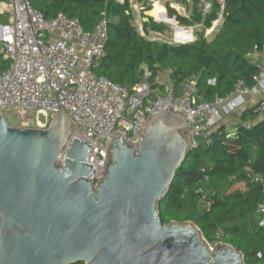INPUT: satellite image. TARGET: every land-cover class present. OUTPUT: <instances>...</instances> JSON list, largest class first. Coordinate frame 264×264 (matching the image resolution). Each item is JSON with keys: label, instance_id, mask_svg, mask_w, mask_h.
Listing matches in <instances>:
<instances>
[{"label": "water", "instance_id": "1", "mask_svg": "<svg viewBox=\"0 0 264 264\" xmlns=\"http://www.w3.org/2000/svg\"><path fill=\"white\" fill-rule=\"evenodd\" d=\"M188 122L162 111L133 145L109 139L94 187L91 145L71 141L77 124L62 109L48 129L12 127L0 111V264H246L228 243L209 246L193 222L161 219L191 154Z\"/></svg>", "mask_w": 264, "mask_h": 264}, {"label": "trees", "instance_id": "2", "mask_svg": "<svg viewBox=\"0 0 264 264\" xmlns=\"http://www.w3.org/2000/svg\"><path fill=\"white\" fill-rule=\"evenodd\" d=\"M30 1L46 18L60 13L77 18L85 31L94 30L105 12L109 34L94 72L123 86L140 82L146 69L152 73V84L168 70L178 90L195 81L197 95L205 102L216 96L226 98L240 81L251 89L258 85L262 65L253 55L264 54V0H165L166 9L155 2L152 16L157 20L171 23L170 18H176L184 27L203 25L193 41L177 44L144 36L133 22L131 0ZM137 1L143 6V18H149L143 22L146 33L168 29L165 22L145 16L152 10L150 1ZM205 2L211 5L206 12ZM173 3L189 8L190 15L181 14ZM220 17L219 31L208 40L205 31ZM180 35L176 39L187 38ZM8 66L0 57V71ZM259 105L244 107L235 129L220 124L209 141L191 150L159 204L164 224L191 221L209 243L217 242L221 231L225 242L247 255L246 264H264V224L258 213L264 203V117ZM256 176L262 181H256ZM240 184L244 186L238 188Z\"/></svg>", "mask_w": 264, "mask_h": 264}, {"label": "built area", "instance_id": "3", "mask_svg": "<svg viewBox=\"0 0 264 264\" xmlns=\"http://www.w3.org/2000/svg\"><path fill=\"white\" fill-rule=\"evenodd\" d=\"M108 31L105 12L94 30L85 31L77 18L63 13L46 18L30 0H0V57L9 63L0 71L2 115L12 127L48 129L62 109L77 124L71 141L77 138L91 145L87 164L93 165L90 181L94 187L106 177L109 139L121 135L126 144L133 145L162 111L189 120L190 150L209 141L218 125L246 103L248 95L262 92L258 110L264 112V66L255 88L240 81L229 96H216L211 102L198 97L193 80L178 90L170 70L152 84V73L146 69L132 87L97 75L94 66L104 56ZM210 83L215 85L216 79ZM8 113L19 119L17 125L9 122ZM255 180L262 181L259 176ZM206 205H210L207 200ZM258 213L263 225L264 203ZM223 237L217 232V242Z\"/></svg>", "mask_w": 264, "mask_h": 264}, {"label": "rangeland", "instance_id": "4", "mask_svg": "<svg viewBox=\"0 0 264 264\" xmlns=\"http://www.w3.org/2000/svg\"><path fill=\"white\" fill-rule=\"evenodd\" d=\"M148 1H150V3L152 4V10L146 11L145 16H152V11L154 10L153 6H154L155 2L159 3L160 6H163L165 0H148ZM132 2H134V6H133ZM131 3H132V5H131L132 13L134 16L133 22H134L135 26L144 36H146L150 40H158V41H162V42L165 41V42H170V43L175 42V40L177 42L191 41L192 39L196 38V36L199 32L203 31V25L202 24L188 28V27H184V26L179 25L177 21H174L171 23L164 21L168 25V29L166 31L162 32L161 34H153V33H151L152 31H150V33L149 32L146 33L144 31V26H143V22H144L143 16L141 15V9L143 6L141 3H139V2L137 3V0H133V1L131 0ZM172 5L181 14L187 15V16L190 15V10L186 6L180 5L178 3H173ZM136 6L139 8V11H140L139 16H138V12H137L138 8ZM210 8H211V5L208 2H205L204 12L209 11ZM154 14L157 15V13H154ZM152 17H154V16H152ZM222 21H223V19L220 17L217 21H215L213 23V26L211 28H209L205 31V36L208 40H212L214 38V36L216 35V33L219 31V29L221 27ZM3 22H6V21L3 20ZM179 33H181L182 36H186L187 38L186 39H180V40L176 39L179 36ZM176 35H177V37H176ZM255 56H256V61L258 63H260L262 66H264V54L255 53ZM248 96L249 97L251 96V99H249V100L247 99V101H246V103H244L243 107L239 108V110L237 111L238 117H240L239 115L241 114V111L243 110L244 107H246L248 105H251V106L258 105V104H260V102L263 101L262 92L261 93L259 92L258 94H250ZM8 115H9L8 119H9V122L11 124L17 125L19 123V119L15 116V114L8 113ZM228 117H226L224 119V121H223L224 123L225 122L229 123L230 121L235 122L237 120V118H233V120H231ZM260 117H264V112L260 115ZM235 128L236 127H234V129ZM63 154L64 153H62V156L60 157V159L58 161L59 164H63V162H64L65 155H63ZM243 186H244L243 184H240L237 187L239 188V187H243ZM203 239L209 246H211L214 249L216 247V244L219 242H221L222 244L227 243L224 240L223 241L221 240V241L215 242V243H209L208 241H206V239L204 237H203Z\"/></svg>", "mask_w": 264, "mask_h": 264}, {"label": "crops", "instance_id": "5", "mask_svg": "<svg viewBox=\"0 0 264 264\" xmlns=\"http://www.w3.org/2000/svg\"><path fill=\"white\" fill-rule=\"evenodd\" d=\"M133 1V0H132ZM133 3V6H134V2H132ZM131 3V4H132ZM137 3H138V1H137ZM139 5V4H138ZM132 6V7H133ZM137 7V6H136ZM138 8V7H137ZM138 11V16H139V13H140V11H139V8L137 9ZM151 33H153V34H161V33H158V32H154V31H152ZM195 39V38H194ZM170 43V42H169ZM172 43H175V44H177L178 42H172ZM167 71H165L164 73H166ZM165 77H166V79H168L169 78V76L167 75V74H165ZM247 99L249 100V99H251V96L249 97V96H247L246 97V101H247ZM248 104V103H247ZM249 106H251V105H248V106H246V107H249ZM243 107V106H242ZM241 107V108H242ZM241 115V114H240ZM239 115V116H240ZM228 117V116H227ZM229 119H231V120H233V118H237V120L235 121V122H232V121H230L229 123H226L225 122V124L227 125V128L228 129H230V130H232V129H234V127H236V125H238L240 122H241V120H240V117H238V114H237V111L236 112H234V113H232L229 117H228Z\"/></svg>", "mask_w": 264, "mask_h": 264}]
</instances>
